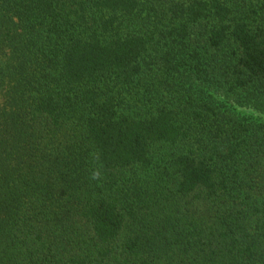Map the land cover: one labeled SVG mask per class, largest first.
I'll return each mask as SVG.
<instances>
[{
  "label": "trees",
  "instance_id": "1",
  "mask_svg": "<svg viewBox=\"0 0 264 264\" xmlns=\"http://www.w3.org/2000/svg\"><path fill=\"white\" fill-rule=\"evenodd\" d=\"M264 0H0V264H264Z\"/></svg>",
  "mask_w": 264,
  "mask_h": 264
},
{
  "label": "rangeland",
  "instance_id": "2",
  "mask_svg": "<svg viewBox=\"0 0 264 264\" xmlns=\"http://www.w3.org/2000/svg\"><path fill=\"white\" fill-rule=\"evenodd\" d=\"M208 95L210 96L211 101L216 106H224L226 108L231 109L238 117L246 118L248 120H264V109L257 110L255 107H252L250 104L246 105H238L232 103L229 98L220 93H216L213 91H208ZM1 101V97H0Z\"/></svg>",
  "mask_w": 264,
  "mask_h": 264
}]
</instances>
